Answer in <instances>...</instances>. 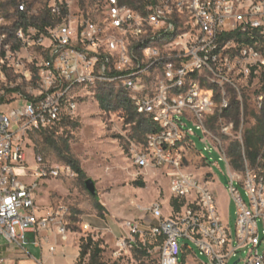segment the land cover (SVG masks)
I'll list each match as a JSON object with an SVG mask.
<instances>
[{
	"label": "built area",
	"instance_id": "obj_1",
	"mask_svg": "<svg viewBox=\"0 0 264 264\" xmlns=\"http://www.w3.org/2000/svg\"><path fill=\"white\" fill-rule=\"evenodd\" d=\"M245 88L264 114V0H0V237L21 246L30 232L53 253L52 240L69 239L64 213H37L36 191L47 171L71 175V166L49 170L34 153V170L24 137L68 134L81 105L95 101L125 115L131 106L143 119L148 130L130 140L129 157L135 167L166 177L177 200L168 215L158 201L144 207L151 223L126 221L121 249L137 238L144 245L162 238L160 264H190L180 259L195 258L189 244L180 245L183 238L209 264L238 255L236 264H264V134L255 156L243 155L238 168L214 124L244 103ZM186 119L201 131L205 149H216L228 165L235 239L220 214L212 173L193 170L209 161ZM235 125L222 126L221 134L240 139Z\"/></svg>",
	"mask_w": 264,
	"mask_h": 264
},
{
	"label": "rangeland",
	"instance_id": "obj_2",
	"mask_svg": "<svg viewBox=\"0 0 264 264\" xmlns=\"http://www.w3.org/2000/svg\"><path fill=\"white\" fill-rule=\"evenodd\" d=\"M251 90V88L242 90L245 101L240 104V123L238 126L235 125L236 131L242 134L240 139L238 134L233 136L221 134L222 126L233 121V116L223 115L214 123L215 130L221 135L227 158L234 162L243 161V155L248 158L249 151L253 158L260 144V138L264 134V114L251 99ZM234 109L235 106L231 111ZM186 121L196 133L193 139L198 151L209 161V166L202 163L193 167V170L201 177L211 178L207 171L212 173L215 178L213 189L220 214L227 221L231 235L235 239L236 205L224 182L228 174V165L216 149H205L206 144L200 140L201 131L193 122L187 119ZM249 131L252 141L250 148L246 142ZM145 133L146 126L144 121L140 124V118H136L135 122H129L125 112L103 109L95 101H87L81 105L80 116L73 123L72 131L64 135H54L53 139L56 143L46 140L41 133L24 137L28 164L34 170L36 169L34 153H40L44 157L43 167L49 170L52 167L63 168L69 165L65 156L78 161L85 172L84 177L71 168L73 172L71 175L63 174L54 177L47 171V176L38 179L36 210L38 214L53 211L64 213V219L70 229L69 235L75 239L79 247L82 244L81 239L88 235H92L95 240H100L104 249L102 261L107 264H160V245H155L157 241L154 239L147 242V245H155L149 249L148 255L140 253L135 246L121 249L118 243L121 238L127 236L124 226L126 221L149 223L153 221L152 215L143 210L144 207L158 201L163 206V214L168 215L173 203L166 177L160 173L135 167L129 157L130 140H141ZM64 143L69 145L68 153L60 151ZM234 143H239L240 147L238 151L232 152ZM239 153L242 154L241 157L238 156ZM88 178L96 183V196H93L86 188L85 181ZM33 179L34 176L28 180ZM139 183L144 185L140 186ZM237 186L242 197L248 201L244 187L239 184ZM96 199L99 200L102 208L97 206ZM96 219L102 223L103 228H95ZM102 219L110 220L106 223L102 222ZM137 241L138 247L143 249L144 245L139 238ZM69 243V239L64 242L65 245ZM184 244L191 246L195 256L194 258L186 253L190 264H209L208 257L201 255L194 243L188 239H180V245ZM239 258L240 255L231 259L229 264H234ZM89 259L90 256L86 255L82 263H79L78 259L76 264H88ZM180 259H183V253L180 254ZM0 264H6V261H0Z\"/></svg>",
	"mask_w": 264,
	"mask_h": 264
},
{
	"label": "crops",
	"instance_id": "obj_3",
	"mask_svg": "<svg viewBox=\"0 0 264 264\" xmlns=\"http://www.w3.org/2000/svg\"><path fill=\"white\" fill-rule=\"evenodd\" d=\"M109 220L102 219V222L107 223ZM94 225H96L95 228H103L102 223L97 219ZM21 240L22 245L19 246L9 244L3 237H0V258L4 259L6 264H76L80 257V247L70 235L68 245H65V241L61 239L52 240V242H57L55 253L50 251L47 243L42 246L35 244L33 233L23 234Z\"/></svg>",
	"mask_w": 264,
	"mask_h": 264
},
{
	"label": "trees",
	"instance_id": "obj_4",
	"mask_svg": "<svg viewBox=\"0 0 264 264\" xmlns=\"http://www.w3.org/2000/svg\"><path fill=\"white\" fill-rule=\"evenodd\" d=\"M16 0H12L13 3H15ZM240 106L239 105H235V109L233 111H226L223 115L224 116H233V120L234 122L236 123V125L238 126L239 123H240ZM126 116L128 118V121L132 122L134 121L135 122V119L137 118V115L134 111H132V108L131 106H129L127 108V113H126ZM215 121L217 120V118L214 119ZM143 122V119L140 118V124ZM148 130V128L146 129ZM42 136L48 140V141H51V143H56V141L53 139L54 138V135L53 134H48L46 131L45 132H42L41 133ZM263 139V134L260 138V140L262 141ZM260 141V142H261ZM246 142H247V145L248 147L250 148L251 147V136H250V131L248 132L247 136H246ZM239 147H240V144L239 143H234L233 146H232V152L234 151H238L239 150ZM251 150V149H250ZM60 151L62 153L64 152H67L70 151V148H69V145L67 143H64L63 147H60ZM241 153L238 154L239 157H241ZM251 151H249V156L251 157ZM68 164L71 166V168L78 174L80 175L81 177H84L85 176V172L83 171V169L80 167L79 163L77 160L73 159L72 157L70 156H65ZM236 162V166L238 168L241 167L240 163L237 162V160L235 161ZM140 186H143L144 184L143 183H139ZM97 200V206L99 208H102V205H100L99 203V200ZM173 204H177V200L173 199ZM155 241H157V243H155V245H161L162 242H163V239L162 238H158V239H155ZM81 246H80V257H79V263H82L83 259L85 258L86 255H89L90 256V259H89V263L88 264H107L105 262L102 261V253L104 251L103 247H102V243L100 240H95L94 237L92 235H88L87 237H83L81 239ZM144 245V244H143ZM155 245L153 244H149V245H144L143 249H140L138 247V243L137 245H135V247L137 248V250L144 254V255H148V251L150 248H153ZM186 259V254L183 255V260Z\"/></svg>",
	"mask_w": 264,
	"mask_h": 264
},
{
	"label": "water",
	"instance_id": "obj_5",
	"mask_svg": "<svg viewBox=\"0 0 264 264\" xmlns=\"http://www.w3.org/2000/svg\"><path fill=\"white\" fill-rule=\"evenodd\" d=\"M225 184L228 183V179L227 177H225V180H224ZM85 184H86V188L88 189V191L93 195V196H96L97 195V189H96V183L93 179L91 178H88L86 181H85ZM236 264V262H235Z\"/></svg>",
	"mask_w": 264,
	"mask_h": 264
}]
</instances>
